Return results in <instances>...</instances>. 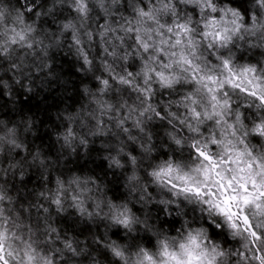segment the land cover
I'll return each mask as SVG.
<instances>
[{"label":"clouds","instance_id":"1","mask_svg":"<svg viewBox=\"0 0 264 264\" xmlns=\"http://www.w3.org/2000/svg\"><path fill=\"white\" fill-rule=\"evenodd\" d=\"M0 264H264V0H0Z\"/></svg>","mask_w":264,"mask_h":264},{"label":"trees","instance_id":"2","mask_svg":"<svg viewBox=\"0 0 264 264\" xmlns=\"http://www.w3.org/2000/svg\"><path fill=\"white\" fill-rule=\"evenodd\" d=\"M27 103V102H26ZM30 108L31 107H39V104L37 103L36 105H28ZM102 166V165H101Z\"/></svg>","mask_w":264,"mask_h":264}]
</instances>
